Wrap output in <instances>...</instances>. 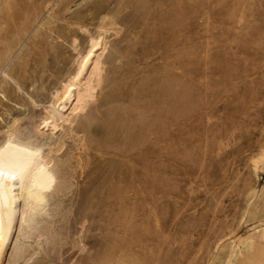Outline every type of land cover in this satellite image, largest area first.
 I'll list each match as a JSON object with an SVG mask.
<instances>
[{"label":"rangeland","instance_id":"rangeland-1","mask_svg":"<svg viewBox=\"0 0 264 264\" xmlns=\"http://www.w3.org/2000/svg\"><path fill=\"white\" fill-rule=\"evenodd\" d=\"M54 18L20 40L23 91L44 105L80 69L101 94L54 153L61 185L29 264H228L245 237L255 253L232 264H264V0H65ZM4 91L0 143L16 118L44 151V108Z\"/></svg>","mask_w":264,"mask_h":264},{"label":"bare ground","instance_id":"bare-ground-1","mask_svg":"<svg viewBox=\"0 0 264 264\" xmlns=\"http://www.w3.org/2000/svg\"><path fill=\"white\" fill-rule=\"evenodd\" d=\"M64 1L28 0L26 6L20 8L17 0H0V100L8 101L4 90L9 87L19 94L24 93L30 105L44 108L47 118L41 125L49 140L42 151L37 137H20L16 118H11L3 127L0 143V264H4L6 257L29 264L38 241L48 236L49 229L44 220L49 215L50 201L61 185L54 153L64 146V138L74 133V125L87 111L90 97L97 99L101 94V83L97 84L86 72L76 69L51 90L47 102L41 105L23 91L14 75L23 56L21 38L30 35L35 38L57 21L54 12ZM86 46L84 63L96 73L98 69L93 60L106 57L109 41L104 35L89 36ZM228 247V264H232L233 259L245 263L256 250L251 237L230 240Z\"/></svg>","mask_w":264,"mask_h":264}]
</instances>
